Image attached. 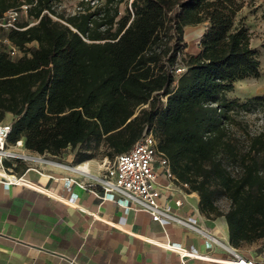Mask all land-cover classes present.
I'll list each match as a JSON object with an SVG mask.
<instances>
[{
    "label": "trees",
    "instance_id": "trees-1",
    "mask_svg": "<svg viewBox=\"0 0 264 264\" xmlns=\"http://www.w3.org/2000/svg\"><path fill=\"white\" fill-rule=\"evenodd\" d=\"M123 2L81 1L66 16L52 0H0V18L27 6L18 29L1 32L17 50L12 57L0 44L7 145L53 157L80 147V164L114 161L152 133L172 181L198 195L207 219L224 218L230 246L264 241V122L251 130L247 121H264V95L227 96L261 75L252 34L237 20L244 1L130 0L120 15ZM202 24L197 50L184 53L186 29Z\"/></svg>",
    "mask_w": 264,
    "mask_h": 264
},
{
    "label": "crops",
    "instance_id": "crops-1",
    "mask_svg": "<svg viewBox=\"0 0 264 264\" xmlns=\"http://www.w3.org/2000/svg\"><path fill=\"white\" fill-rule=\"evenodd\" d=\"M197 27L198 43L206 24L188 27L185 35ZM260 65L257 79L264 77ZM11 119L8 115L7 122ZM6 149L13 156L1 157L0 163V264H225L229 257L219 247L207 248L205 239L195 232L175 224L162 226L144 211L124 210L116 202L101 200L95 185L83 189L70 184L68 179L81 181L82 177L69 168L78 164L67 150L60 157L40 155L25 149L22 141ZM80 164L93 174L101 171L93 161ZM155 170L161 200L168 201L177 215L195 218L200 227L229 244L224 218L207 219L199 211L195 192L184 191L157 163ZM9 175L30 186L6 185ZM72 194L76 200L70 205L67 200ZM176 201L181 206L177 207ZM170 245L209 259L182 257L166 248ZM262 251L242 256L264 264Z\"/></svg>",
    "mask_w": 264,
    "mask_h": 264
},
{
    "label": "built area",
    "instance_id": "built-area-1",
    "mask_svg": "<svg viewBox=\"0 0 264 264\" xmlns=\"http://www.w3.org/2000/svg\"><path fill=\"white\" fill-rule=\"evenodd\" d=\"M26 9L27 6L23 5L20 10H9L0 18V44L4 43L8 46L9 54L12 57L17 55V50L10 45L8 40L2 37L1 32L2 30L18 29L19 14L22 11H26ZM182 71V68H177L175 74H180ZM9 133L10 123H0V163L1 157L13 156L6 149ZM16 145H21V141L16 142ZM157 154L156 139L152 133H144L128 152L117 155L113 165L104 172L93 174L85 164L69 166L71 170L81 175L82 180L68 179L67 181L83 189H91L95 185L100 189L98 197L101 200L116 202L124 210L144 211L150 215L152 221L158 222L162 226L175 224L201 235L205 239L207 248L219 247L229 255L224 261L225 264H258L246 259L237 249L223 243L210 232L204 230L198 225L195 218L177 215L173 212L172 206L168 201L163 202L161 200L162 191L157 183L156 163L163 169L167 178L172 179V176L167 160L162 156L158 157ZM5 184L30 186L22 178H16L14 175H9L5 180ZM73 200H76V195L74 194L71 195L67 202L72 205ZM175 205L179 207L181 202L176 201ZM166 248L177 252L182 257L199 260L209 259V257L201 255L194 250H184L179 246L170 245Z\"/></svg>",
    "mask_w": 264,
    "mask_h": 264
},
{
    "label": "rangeland",
    "instance_id": "rangeland-1",
    "mask_svg": "<svg viewBox=\"0 0 264 264\" xmlns=\"http://www.w3.org/2000/svg\"><path fill=\"white\" fill-rule=\"evenodd\" d=\"M81 1L86 0H52V9L57 14L62 15H71L75 13L78 9V4ZM91 1V0H87ZM244 7L238 13L237 20L240 18H244L245 25L249 29L252 34L251 45L255 48L259 53L260 63L263 65L264 69V0H243ZM129 2L130 0H124L118 6L120 11V15L127 14L129 11ZM104 3V0H95V6H101ZM92 4V3H91ZM94 6V5H93ZM26 19V11H22L19 14V18L17 23L22 22ZM185 35V40L188 43V46L185 52H193L196 50L197 46V38L200 34V27L196 29L189 30ZM256 94H264V77L261 79H247L240 82H236L233 91L229 92L227 96L229 98L238 97L240 99L248 98L254 96ZM8 121V116L4 120V122ZM247 121L249 124V128L251 130L259 129L263 124V119L260 115L255 113L248 114ZM80 147L75 148L74 150L67 149V153L73 155L75 152L80 151ZM101 153V152H100ZM96 166L98 165L100 170L99 173L104 172L107 168H110L113 165V160H109L106 157H101L98 155L97 157L91 159ZM95 174V173H94ZM220 205L225 208L226 202L224 200L220 201ZM264 249V241L260 240L251 245H245L240 249H237L241 255L250 256L255 254H262Z\"/></svg>",
    "mask_w": 264,
    "mask_h": 264
}]
</instances>
